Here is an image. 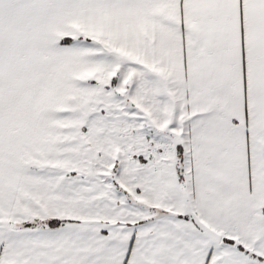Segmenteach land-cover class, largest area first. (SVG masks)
I'll return each mask as SVG.
<instances>
[{"label":"snow or ice","instance_id":"snow-or-ice-1","mask_svg":"<svg viewBox=\"0 0 264 264\" xmlns=\"http://www.w3.org/2000/svg\"><path fill=\"white\" fill-rule=\"evenodd\" d=\"M0 264H264V0H0Z\"/></svg>","mask_w":264,"mask_h":264}]
</instances>
